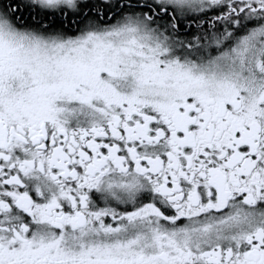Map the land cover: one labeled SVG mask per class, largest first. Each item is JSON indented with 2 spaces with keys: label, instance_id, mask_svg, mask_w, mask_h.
<instances>
[{
  "label": "snow or ice",
  "instance_id": "snow-or-ice-1",
  "mask_svg": "<svg viewBox=\"0 0 264 264\" xmlns=\"http://www.w3.org/2000/svg\"><path fill=\"white\" fill-rule=\"evenodd\" d=\"M0 264H264V0H0Z\"/></svg>",
  "mask_w": 264,
  "mask_h": 264
}]
</instances>
